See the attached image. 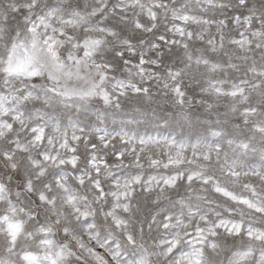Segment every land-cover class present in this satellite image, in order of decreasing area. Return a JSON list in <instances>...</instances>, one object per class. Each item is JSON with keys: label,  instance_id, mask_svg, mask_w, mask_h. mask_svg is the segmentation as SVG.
<instances>
[{"label": "snow or ice", "instance_id": "1", "mask_svg": "<svg viewBox=\"0 0 264 264\" xmlns=\"http://www.w3.org/2000/svg\"><path fill=\"white\" fill-rule=\"evenodd\" d=\"M0 264H264V0H0Z\"/></svg>", "mask_w": 264, "mask_h": 264}]
</instances>
